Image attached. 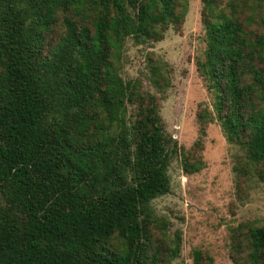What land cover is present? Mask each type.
I'll use <instances>...</instances> for the list:
<instances>
[{
	"label": "trees",
	"instance_id": "1",
	"mask_svg": "<svg viewBox=\"0 0 264 264\" xmlns=\"http://www.w3.org/2000/svg\"><path fill=\"white\" fill-rule=\"evenodd\" d=\"M201 2L197 69L216 120L264 171V0ZM185 13L186 0H0V264H169L179 255V235L166 236L151 203L170 191L182 148L155 95L125 81L118 63L127 38L160 41ZM149 72L163 92L160 61ZM180 160L186 172L202 163ZM241 244L232 264H264V226L248 228L244 258Z\"/></svg>",
	"mask_w": 264,
	"mask_h": 264
},
{
	"label": "rangeland",
	"instance_id": "2",
	"mask_svg": "<svg viewBox=\"0 0 264 264\" xmlns=\"http://www.w3.org/2000/svg\"><path fill=\"white\" fill-rule=\"evenodd\" d=\"M201 7V0H186L180 27H169L160 41L135 44L127 38L118 63L125 81L134 80L143 92L155 95L165 132L182 148L168 167L170 191L151 203L167 221L166 236L180 237V253L169 264H194L195 251L198 264H232L237 242H242L238 253L244 258L248 228L264 226V171L247 160L243 148L226 140L213 95L197 69L206 46ZM159 61L168 79L163 92L152 85L149 72ZM132 112L130 106L128 116ZM183 154L189 161L201 159L199 170L186 172ZM153 237L162 245L166 238L156 230Z\"/></svg>",
	"mask_w": 264,
	"mask_h": 264
}]
</instances>
